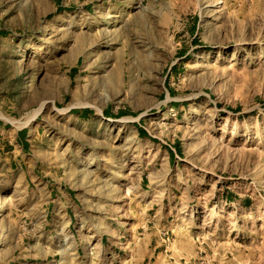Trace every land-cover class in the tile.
Segmentation results:
<instances>
[{
  "label": "rangeland",
  "instance_id": "rangeland-1",
  "mask_svg": "<svg viewBox=\"0 0 264 264\" xmlns=\"http://www.w3.org/2000/svg\"><path fill=\"white\" fill-rule=\"evenodd\" d=\"M0 264H264V0H0Z\"/></svg>",
  "mask_w": 264,
  "mask_h": 264
},
{
  "label": "bare ground",
  "instance_id": "bare-ground-1",
  "mask_svg": "<svg viewBox=\"0 0 264 264\" xmlns=\"http://www.w3.org/2000/svg\"><path fill=\"white\" fill-rule=\"evenodd\" d=\"M217 3H220V1L219 2H217ZM42 43H46V42H42ZM40 110V109H39ZM39 110L38 111H36V112H34V114L32 115V117L35 119V117L37 116V114L39 113ZM33 118H31V119H33Z\"/></svg>",
  "mask_w": 264,
  "mask_h": 264
},
{
  "label": "trees",
  "instance_id": "trees-1",
  "mask_svg": "<svg viewBox=\"0 0 264 264\" xmlns=\"http://www.w3.org/2000/svg\"><path fill=\"white\" fill-rule=\"evenodd\" d=\"M24 134V133H23Z\"/></svg>",
  "mask_w": 264,
  "mask_h": 264
}]
</instances>
